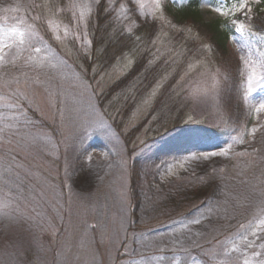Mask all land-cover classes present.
<instances>
[{
  "label": "rangeland",
  "instance_id": "374dc122",
  "mask_svg": "<svg viewBox=\"0 0 264 264\" xmlns=\"http://www.w3.org/2000/svg\"><path fill=\"white\" fill-rule=\"evenodd\" d=\"M100 1L0 0V264H264V0H199L225 51L174 22L191 0H108L158 33L107 69Z\"/></svg>",
  "mask_w": 264,
  "mask_h": 264
},
{
  "label": "trees",
  "instance_id": "16d2710c",
  "mask_svg": "<svg viewBox=\"0 0 264 264\" xmlns=\"http://www.w3.org/2000/svg\"><path fill=\"white\" fill-rule=\"evenodd\" d=\"M263 7L264 1L255 5L251 4L249 7L253 15L252 19H254L251 23L255 29L263 25ZM170 14L175 23L190 24L198 33L209 37L211 43L217 49L226 50L232 33L231 25H229L227 20L206 21L200 13L199 0H191L188 4L171 10ZM242 17L246 19L245 14ZM90 19V41L93 46V52L90 57L94 56V59L97 60L96 63L100 64L102 69L109 68L125 54L131 53L135 55L140 45L153 43L158 33L156 23L149 21L128 30L123 23L116 22L117 19L114 12L110 10L108 0H101L98 3ZM136 55L138 57H136L134 68L125 75L122 83L138 75L145 67L147 57L145 55L139 56V52ZM83 63L88 69L90 68L89 58L83 60ZM26 113L30 118V123L27 126L29 129L31 128L40 133L51 132L54 137L58 138V132L54 124L53 126L50 125L48 120L45 121L39 114L36 115L35 112L32 113L30 110H27ZM181 127L176 126L177 129ZM59 142L62 141L59 140Z\"/></svg>",
  "mask_w": 264,
  "mask_h": 264
},
{
  "label": "snow or ice",
  "instance_id": "6c2138e0",
  "mask_svg": "<svg viewBox=\"0 0 264 264\" xmlns=\"http://www.w3.org/2000/svg\"><path fill=\"white\" fill-rule=\"evenodd\" d=\"M218 11H222V9H218ZM13 33L18 34V35H20V36L23 35V33H17L15 29H13ZM37 51H39V49H37ZM249 80L251 81V78H249ZM251 91H252V85H251V83H250V86H249V92H251ZM260 108H261V109H264V100H262V101L260 102ZM214 155H215V153H211V154H209V158H210L211 156H214ZM89 159H90V157H89ZM78 177H79V174L76 173V172H72V173L69 174V179L78 178ZM253 235L255 236L256 233H253ZM250 243H254V241H252V242H250Z\"/></svg>",
  "mask_w": 264,
  "mask_h": 264
}]
</instances>
